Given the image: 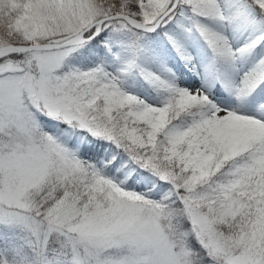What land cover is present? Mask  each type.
<instances>
[{"label":"snow or ice","instance_id":"1","mask_svg":"<svg viewBox=\"0 0 264 264\" xmlns=\"http://www.w3.org/2000/svg\"><path fill=\"white\" fill-rule=\"evenodd\" d=\"M0 264H264V0H0Z\"/></svg>","mask_w":264,"mask_h":264}]
</instances>
